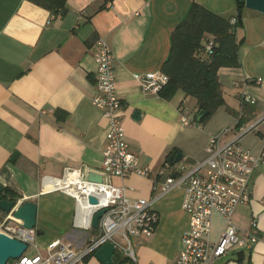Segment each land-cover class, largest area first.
<instances>
[{"label": "crops", "instance_id": "0c3cea01", "mask_svg": "<svg viewBox=\"0 0 264 264\" xmlns=\"http://www.w3.org/2000/svg\"><path fill=\"white\" fill-rule=\"evenodd\" d=\"M193 1L224 18L237 15L236 0H65L67 12L57 18L29 0H0V184L17 194L20 204H36V254L55 240L81 251L98 233L76 223L75 198L54 182L66 185L69 180L61 179L67 170L86 179L89 173L99 175L107 123L91 98L96 92L93 55L97 40L104 38L113 55L129 149L137 166L149 171L147 177L106 180L133 188L126 195L152 202L158 216L153 236L135 247V264L174 259L188 228V215L181 208L183 187L163 193L165 161L177 152L182 162L202 161L209 137L223 131V142L238 138L243 148L261 157L252 175L250 201L236 205L232 214V223L241 230L254 219L259 241L250 251L233 247L214 264H264L263 16L243 9L242 27L236 31L243 40L240 66L219 69L225 104L203 124L184 126L180 121L179 105L194 115L195 99L177 91L165 100L144 92L138 83L139 76L161 71L170 35ZM241 96L256 102L242 104ZM222 228V219L213 213L212 242ZM79 264L99 263L92 256Z\"/></svg>", "mask_w": 264, "mask_h": 264}, {"label": "built area", "instance_id": "2783aa9c", "mask_svg": "<svg viewBox=\"0 0 264 264\" xmlns=\"http://www.w3.org/2000/svg\"><path fill=\"white\" fill-rule=\"evenodd\" d=\"M96 44L93 55L96 92L91 103L101 110L107 123V139L99 170L103 182H89L79 171L67 170L61 180L72 175L73 187L64 185L59 188L74 197L77 206L86 203L87 218L79 223L84 228L91 229L92 215L99 209H106L99 220L98 233L81 251L62 240H55L43 253L27 255L24 252L7 264H79L106 242L112 243L115 251L127 258L129 264H135V247L154 234L158 216L152 208V202L141 198L131 199L126 191H132L133 188L116 186L106 180L112 177L125 179L130 175L147 177L149 171L137 166L136 156L130 151L126 140L121 116L123 105L116 92L110 46L104 38L98 39ZM211 45L209 41L206 49L209 50ZM260 81L257 79L256 83ZM167 82L168 77L161 71L138 77L141 89L156 95ZM255 102L252 97L241 96L242 104L254 105ZM178 112L182 125L197 124L196 114H190L185 104L179 105ZM260 123L264 125V117ZM225 132L209 137L202 161L193 164L165 161L162 167L163 173L165 171L168 175L163 193L183 187L181 208L189 218L188 228L181 237V248L177 256L166 264H214L233 247L250 251L259 241L256 221L252 219L249 228L241 230L232 223V214L236 205L250 201L252 175L261 157L243 148L238 138L223 142ZM88 196H94L98 200L97 204L89 205ZM260 203L264 205V195ZM11 213L0 211V232L25 243L28 248L34 242L36 231L15 224L11 220ZM213 213L218 214L223 221L222 231L215 242L210 240ZM75 218L77 220L78 212Z\"/></svg>", "mask_w": 264, "mask_h": 264}, {"label": "trees", "instance_id": "16d2710c", "mask_svg": "<svg viewBox=\"0 0 264 264\" xmlns=\"http://www.w3.org/2000/svg\"><path fill=\"white\" fill-rule=\"evenodd\" d=\"M49 11L57 18L67 12L65 0H29ZM244 0H236L235 18L216 15L196 2H192L170 35L169 52L161 66V72L168 77V82L159 91L158 96L170 100L177 91L196 101V113L204 110L208 115L198 124H203L219 107L224 98L218 81L221 68H238L240 66L238 50L243 40L237 39L236 31L242 27L241 13ZM211 41L209 50L207 43ZM242 117L236 127H240ZM3 199L17 201L18 196L8 188H3ZM98 229H91L97 233ZM93 251L83 260L94 256ZM114 264H129L128 259L119 251L113 254Z\"/></svg>", "mask_w": 264, "mask_h": 264}, {"label": "water", "instance_id": "95a60500", "mask_svg": "<svg viewBox=\"0 0 264 264\" xmlns=\"http://www.w3.org/2000/svg\"><path fill=\"white\" fill-rule=\"evenodd\" d=\"M244 7L248 10L257 12L261 14L264 18V0H244ZM208 113L204 110H201L195 115V122L200 123ZM134 117L137 119L139 117L138 112H135ZM17 156V153H14L11 157L13 161ZM182 154L177 152L171 155L168 158L170 163H177L181 161ZM89 182L102 183L103 178L100 175L94 173H89L87 176ZM3 186L0 184V211L8 214L11 213V220L19 225L20 227L26 229H33L36 225V204L32 201H25L22 204L18 201H11L3 199L1 197ZM89 205L97 204L98 200L94 196L87 197ZM106 209H99L96 211L91 218V227L93 229H98L99 220L102 215L105 213ZM27 249V245L7 233L0 232V264H7L11 259L19 258ZM115 248L112 243L106 242L101 245L96 252L94 253V258L98 261L99 264H114L113 254ZM134 264V263H130Z\"/></svg>", "mask_w": 264, "mask_h": 264}, {"label": "bare ground", "instance_id": "6f19581e", "mask_svg": "<svg viewBox=\"0 0 264 264\" xmlns=\"http://www.w3.org/2000/svg\"><path fill=\"white\" fill-rule=\"evenodd\" d=\"M72 177H73L72 175H69L66 178L67 180H69L67 184L65 183L66 186L73 187L74 182L72 180L73 179ZM54 183H55L54 185L56 187H61L62 186V182L60 183V182L55 181ZM78 206H79V208H78V218H77L76 223H78V222L81 223L83 221V219H84V215H82L83 211H86L88 209H87L86 203H80V204H78Z\"/></svg>", "mask_w": 264, "mask_h": 264}, {"label": "rangeland", "instance_id": "374dc122", "mask_svg": "<svg viewBox=\"0 0 264 264\" xmlns=\"http://www.w3.org/2000/svg\"><path fill=\"white\" fill-rule=\"evenodd\" d=\"M25 254H27V255H33V254H36V251H35L34 248L32 247V244H30L29 247L26 249Z\"/></svg>", "mask_w": 264, "mask_h": 264}]
</instances>
